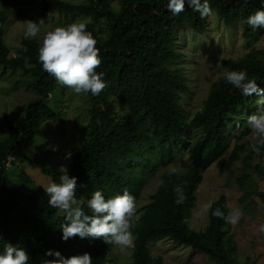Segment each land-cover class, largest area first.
Returning <instances> with one entry per match:
<instances>
[{
	"label": "trees",
	"instance_id": "obj_1",
	"mask_svg": "<svg viewBox=\"0 0 264 264\" xmlns=\"http://www.w3.org/2000/svg\"><path fill=\"white\" fill-rule=\"evenodd\" d=\"M114 1L85 0L74 4L41 0L44 11L90 19L87 30L96 38L102 57L96 71L104 73L108 84L98 96L85 94L90 101L89 121L83 129L86 141L72 154L68 169L69 176L77 178V199L90 214L86 203L94 191L101 190L106 198L125 191L132 195L159 165L186 151L191 165L175 175H169L171 168L163 171L156 190L134 220L130 264H162L161 257L151 255L148 244L164 240L200 251L212 264H251L250 260L237 259L231 225L211 215L216 208L227 214L228 200L224 195L212 203L208 222L201 231L190 228V218L203 172L227 153L235 123L239 122L243 129L237 139L250 133L246 118L248 112L257 114L261 97H243L225 82L223 75L210 86L201 110L188 119L182 102L189 88L178 66L183 56L176 48V34L187 30L203 32L207 18L187 4L184 12L173 16L166 10L167 0H118V11L111 8ZM209 2L212 13L222 23L241 26L247 46L264 34V28L253 30L241 23L261 7L260 0ZM5 15L0 11V66L27 75L35 96L15 123L0 118V250L5 243L23 247L29 253V264L52 260L45 256L48 250L60 251L66 258L87 252L92 264H114L106 259L108 246L102 240L61 239L63 216L57 218L58 209L48 205L46 193L40 199L5 188V171L19 138L32 139L47 121L64 124L59 113L46 104L58 83L38 62V41L25 40L22 35L15 55L10 57L3 42ZM222 64L227 71H247L264 88L261 51L254 50ZM232 155L230 164L237 159L236 153ZM45 173L59 183V173ZM177 185L183 189L180 203L173 191ZM255 195L264 206V192ZM250 197L251 192L243 190L241 204Z\"/></svg>",
	"mask_w": 264,
	"mask_h": 264
},
{
	"label": "rangeland",
	"instance_id": "obj_2",
	"mask_svg": "<svg viewBox=\"0 0 264 264\" xmlns=\"http://www.w3.org/2000/svg\"><path fill=\"white\" fill-rule=\"evenodd\" d=\"M63 1L75 4L85 0ZM111 8L118 11L119 1H114ZM0 11L6 14L3 42L9 49L10 57L15 55L20 45L27 20H45L41 36L56 26L90 22L86 17L44 11L41 0H1ZM206 18L203 32L187 30L176 34V48L183 56L178 66L189 88L182 102L188 119L201 110L210 86L223 76V61L236 60L254 50L264 53V34L251 46H247L240 25L227 26L213 13ZM217 65L222 68L218 69ZM34 96L35 92L27 75L21 70L0 66L1 119L15 123L24 114V109ZM46 104L59 113L64 124L54 125L47 121L42 124L40 133L32 139L29 140L27 136L20 137L5 171L7 190L35 195L40 199L44 197L47 185L53 182L51 175L45 172H57L61 175V166L68 170L72 154L86 141L83 129L88 124L90 109L87 95L76 94L59 84ZM245 114L243 113L244 118ZM252 114L248 112L247 116ZM242 130L240 123H235L233 131L230 132L227 153L203 172L196 202L191 211L190 228L201 231L208 222L209 209L206 210L205 205L212 204L219 196L224 195L228 205L233 208L242 206L243 215L237 224L231 225L238 247L237 259L240 262L250 260L251 264H264V235L258 231L259 226L264 224V206L255 195L256 192H264V151L260 155L251 152L249 144L255 142L251 131L237 139ZM189 142L192 143V140ZM234 153L237 159L230 164ZM190 165L188 153L182 151L169 163L159 165L156 171L145 177L132 194L137 209L134 220L138 219L141 208L148 203L150 195L156 190L163 171L169 168L184 171ZM243 190L250 191L251 197L241 204ZM62 216L63 213L58 210L57 218ZM107 246L106 259L114 261V264L132 262V248L121 250L119 247ZM148 247L153 257L162 258V264H212L204 253L190 247L176 246L171 241L149 243Z\"/></svg>",
	"mask_w": 264,
	"mask_h": 264
},
{
	"label": "clouds",
	"instance_id": "obj_3",
	"mask_svg": "<svg viewBox=\"0 0 264 264\" xmlns=\"http://www.w3.org/2000/svg\"><path fill=\"white\" fill-rule=\"evenodd\" d=\"M260 3L259 9L241 21L253 30L264 28V0H260ZM186 4L202 18L212 13L209 0H167L166 10L173 16H179L185 11ZM44 24V19L27 20L23 32L25 40L38 39V62L42 70L52 76L61 87L69 88L76 94L100 95L108 84L104 73L96 71L102 64V57L96 46L97 40L87 30V25L84 22H74L66 26H56L41 36ZM217 68L222 66L217 65ZM223 75L225 82L239 90L243 97L253 94L261 97L257 101L258 114L246 118V123L255 137V142L250 143L249 148L252 153L260 155L264 151V88H260L257 80L250 78L247 71L224 70ZM60 170L62 174L59 183H49L44 191L48 197V205L63 213L61 239H99L121 250L132 248L134 239L131 229L134 227L137 210L135 198L127 191L106 198L101 190H96L87 200L86 206L90 213L87 214L76 197L77 178L70 177L64 166ZM176 173V168L169 170V175ZM173 191L176 193V202H182V187L177 185ZM225 208L227 214L216 208L211 215L223 219L226 224H237L243 211L228 204ZM205 209H212V204H206ZM258 231L264 235V224L259 226ZM45 256L53 257L52 260H46L45 264H92V256L87 252L66 258L60 251L48 250ZM29 260V253L18 245L5 243L0 250V264H29Z\"/></svg>",
	"mask_w": 264,
	"mask_h": 264
}]
</instances>
